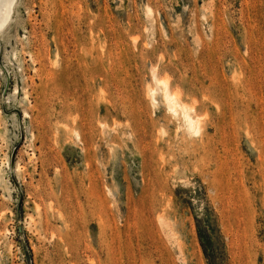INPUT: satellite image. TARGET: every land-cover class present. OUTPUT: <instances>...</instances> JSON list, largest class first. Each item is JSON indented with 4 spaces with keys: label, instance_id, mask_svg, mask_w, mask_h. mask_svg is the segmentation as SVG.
Segmentation results:
<instances>
[{
    "label": "rangeland",
    "instance_id": "obj_1",
    "mask_svg": "<svg viewBox=\"0 0 264 264\" xmlns=\"http://www.w3.org/2000/svg\"><path fill=\"white\" fill-rule=\"evenodd\" d=\"M0 264H264V0H16Z\"/></svg>",
    "mask_w": 264,
    "mask_h": 264
},
{
    "label": "bare ground",
    "instance_id": "obj_2",
    "mask_svg": "<svg viewBox=\"0 0 264 264\" xmlns=\"http://www.w3.org/2000/svg\"><path fill=\"white\" fill-rule=\"evenodd\" d=\"M15 2L16 0H0V30H2V28H4L8 22L10 21L11 17H12V12L14 10V6H15ZM158 78V77H157ZM163 78V77H162ZM167 78V77H166ZM161 79V78H160ZM169 79V78H168ZM168 79H166L168 81ZM166 80H162L161 83H163L164 88H163V96H165V99L168 101L170 107L174 110H176L177 106H181L184 109V114L186 115L187 118V122L189 123L188 126H190L191 129L193 130H197L198 129V120H196V118L194 119L191 114H189L188 112V107L185 105H181V102H179L176 97V94H171L169 91V84L168 82H166ZM160 81V80H159ZM157 84V83H156ZM163 87V86H162ZM161 87V88H162ZM155 88V87H154ZM153 88V89H154ZM151 88V90H153ZM150 90V92H151ZM157 90V87H156ZM160 90V89H158ZM175 93V91H173ZM179 95H181L179 92L177 93ZM154 98V97H153ZM182 98V97H180ZM155 99V98H154ZM157 100V99H156ZM182 100V99H181ZM166 101V102H167ZM183 101V100H182ZM192 106V105H191ZM170 109V110H172ZM179 109V108H178ZM180 110V109H179ZM173 113V112H172ZM180 113L182 114V112L180 111ZM191 113V112H190ZM174 114V113H173ZM194 114V113H193ZM192 114V115H193ZM185 118V117H184ZM200 120V119H199ZM186 122V121H185Z\"/></svg>",
    "mask_w": 264,
    "mask_h": 264
}]
</instances>
